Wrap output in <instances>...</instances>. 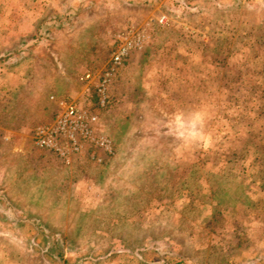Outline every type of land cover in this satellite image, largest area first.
<instances>
[{"label": "rangeland", "instance_id": "obj_1", "mask_svg": "<svg viewBox=\"0 0 264 264\" xmlns=\"http://www.w3.org/2000/svg\"><path fill=\"white\" fill-rule=\"evenodd\" d=\"M89 23L113 32L76 38L95 75L86 94L82 77L48 80L28 62L21 92L0 81V264H264V0L120 2ZM131 30L144 45L102 103L97 85ZM61 99L97 115L112 153L86 143L64 159L35 143Z\"/></svg>", "mask_w": 264, "mask_h": 264}, {"label": "crops", "instance_id": "obj_2", "mask_svg": "<svg viewBox=\"0 0 264 264\" xmlns=\"http://www.w3.org/2000/svg\"><path fill=\"white\" fill-rule=\"evenodd\" d=\"M133 1L138 0H29L28 2L27 0H16L17 11H0L2 91L4 90V93L10 96L11 93L21 92V89H24L29 73L22 72L20 67L28 62L33 67L31 75L39 68L44 69L47 71L48 80L77 81L82 77L86 82L83 89V93L86 94L89 90L87 86L95 75L89 71L85 72V67L79 66L84 62L74 53L81 48L84 41H78L76 38L86 32L97 33L98 28L100 32L112 33L111 25L100 30L95 23H89V17L98 13L102 16H114L118 14L120 2L131 4ZM176 1L184 3V0ZM170 2L171 0H162V3ZM163 11L165 10L161 12L163 16L168 17V14ZM27 36L31 37L30 42L26 39L25 42H18L19 39L23 40ZM95 38H100V36L94 35V42H89L90 46L87 47L90 48L91 60L95 57L93 49L102 47V43H97ZM27 46L34 51L32 58L25 60L27 58L17 59L12 56L17 55L20 48ZM61 47L72 50L74 57L69 59L68 54L66 56L65 52L60 50ZM134 54L140 55V52L136 51ZM68 62L76 65L74 72L65 67ZM88 75H90L89 78H87Z\"/></svg>", "mask_w": 264, "mask_h": 264}, {"label": "built area", "instance_id": "obj_3", "mask_svg": "<svg viewBox=\"0 0 264 264\" xmlns=\"http://www.w3.org/2000/svg\"><path fill=\"white\" fill-rule=\"evenodd\" d=\"M164 18L165 16L161 21ZM144 41V31L133 32L131 30L125 37H121L120 43L111 55L102 81L97 85V92L102 97V103L105 102L111 76L123 64L132 50L139 49L144 45ZM89 77L90 75L87 78ZM52 99H54L53 96ZM57 105L58 111L55 117L34 129V140L38 146L54 150L64 159H69L73 153H81L86 143L94 145L96 149H104L108 153H112V141L97 131L98 117L96 114L86 109L75 99H61L57 101ZM92 156L101 160L95 152Z\"/></svg>", "mask_w": 264, "mask_h": 264}, {"label": "trees", "instance_id": "obj_4", "mask_svg": "<svg viewBox=\"0 0 264 264\" xmlns=\"http://www.w3.org/2000/svg\"><path fill=\"white\" fill-rule=\"evenodd\" d=\"M54 116H55V114L53 113V115H52L51 119H53V118H54Z\"/></svg>", "mask_w": 264, "mask_h": 264}]
</instances>
